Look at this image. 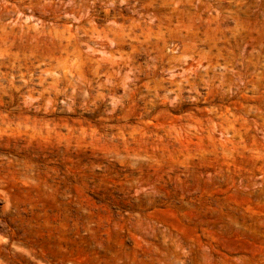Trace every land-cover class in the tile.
Returning a JSON list of instances; mask_svg holds the SVG:
<instances>
[{
    "label": "rangeland",
    "instance_id": "1",
    "mask_svg": "<svg viewBox=\"0 0 264 264\" xmlns=\"http://www.w3.org/2000/svg\"><path fill=\"white\" fill-rule=\"evenodd\" d=\"M0 264H264V0H0Z\"/></svg>",
    "mask_w": 264,
    "mask_h": 264
},
{
    "label": "bare ground",
    "instance_id": "2",
    "mask_svg": "<svg viewBox=\"0 0 264 264\" xmlns=\"http://www.w3.org/2000/svg\"><path fill=\"white\" fill-rule=\"evenodd\" d=\"M78 26H79V25H78ZM78 26H77V27H78ZM91 26H92V25H91ZM80 27H81V26H80ZM80 27H79V29H80ZM83 28H84V27H83ZM69 29H70V28H69ZM77 29H78V28H77ZM81 29H82V27H81ZM52 30H53V29H52ZM93 30H94V29H93ZM54 31H55V30H54ZM67 31H68V30H67ZM76 31H77V30H75V35H73L74 33L72 32V33H73L72 35L74 36L75 39L78 37V36L76 35V34H77ZM81 31H82V30H81ZM88 31H89V30H88ZM68 32H69V31H68ZM90 32H91V31H90ZM94 32H95V31H94ZM92 33H93V32H92ZM95 33H96V32H95ZM55 34H56V33H55ZM67 34H71V33H67ZM82 34H83V32H82ZM89 34H91V33H89ZM58 35H59V34H57V36H58ZM91 35H93V34H91ZM57 36H56V37H57ZM68 36H69V38L72 37V36H70V35H68ZM68 36H67V38H68ZM75 36H77V37H75ZM79 36H80V35H79ZM84 36H85V35H84ZM84 36H83V37H84ZM89 36H90V35H89ZM56 37H55V38H56ZM58 37H60V36H58ZM81 37H82V36H81ZM64 38L66 39L65 36H64ZM64 38H63V39H64ZM87 38H88V40H89V39H90V40L92 39V37H91V38H90V37H87ZM56 39H57V38H56ZM65 39H64V41H67V40L69 41V39H66V40H65ZM57 40H58V39H57ZM59 40H60V39H59ZM70 40L73 41L74 39H71V38H70ZM90 40H89V41H90ZM62 41H63V40H62ZM62 41H61V42H62ZM76 41H78V40H76ZM69 42H70V41H69ZM69 42H68V43H69ZM59 43H60V42H59ZM64 43H66V42H64ZM72 43H75V41H73ZM70 44H71V43H70ZM70 44H67V43H66V47H67V45L70 46ZM59 45H60V44H59ZM64 45H65V44H64ZM69 46H68V47H69ZM72 46H76V45L74 44V45H72ZM71 48H73V47H71ZM65 49H66V48H65ZM76 55H77V54H76ZM61 56H62V55H61ZM75 72H76V71H75Z\"/></svg>",
    "mask_w": 264,
    "mask_h": 264
}]
</instances>
